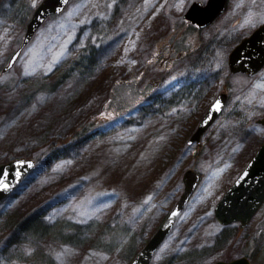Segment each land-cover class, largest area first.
Returning a JSON list of instances; mask_svg holds the SVG:
<instances>
[{
    "label": "rangeland",
    "instance_id": "374dc122",
    "mask_svg": "<svg viewBox=\"0 0 264 264\" xmlns=\"http://www.w3.org/2000/svg\"><path fill=\"white\" fill-rule=\"evenodd\" d=\"M41 1H0V165L35 161L0 202V264H130L178 201L188 169L200 181L150 264H264V203L245 227L223 226L213 213L264 139L256 123L264 67L257 78L228 77L222 113L200 147L187 146L193 134L176 121L163 126L159 98L139 93L143 82L116 83L139 74L157 39L163 45L183 27L192 0H71L2 72ZM235 3L241 13L246 0H229L223 20ZM255 5L262 25L264 0ZM228 33L230 50L237 36Z\"/></svg>",
    "mask_w": 264,
    "mask_h": 264
},
{
    "label": "flooded vegetation",
    "instance_id": "af4514ba",
    "mask_svg": "<svg viewBox=\"0 0 264 264\" xmlns=\"http://www.w3.org/2000/svg\"><path fill=\"white\" fill-rule=\"evenodd\" d=\"M174 1L169 0L173 4ZM207 1L192 0L190 5L194 3L203 5ZM164 2L165 0H155L154 4H164ZM228 2L229 0L226 2L225 11L228 8ZM256 2L257 0H246L247 5L243 6L241 13L236 9L239 5L237 6V3H235L228 19L223 20L225 13L219 14L211 23L202 28L184 18L187 9L182 15L181 23L183 27L177 33L174 32L169 42L161 45L159 40L165 38V36H162L157 39L152 46V50L148 45L151 51L146 60L141 62L142 71L134 76L119 79L116 87L132 88L139 81L143 82L146 90L139 91V93L143 100H146L149 96L159 98L161 104L157 114L163 126L166 127L176 121L179 125L182 124L180 128L183 131L191 135L194 134L201 119L220 94H226L224 107L226 106L230 94L224 82L228 80L229 76L257 78V74L262 70L248 76L242 73H232L229 67L231 51L261 25L255 24V18H257L255 12ZM250 26L252 28L248 32H241L242 27ZM228 32L237 36L230 50L226 49V44L229 41ZM152 78H155V81ZM261 82H264V76L258 80V85ZM220 83L224 85L213 94L212 86ZM208 94H211V97L213 96L215 99L206 102L204 96ZM109 96L114 97L115 93L111 92ZM103 105L98 113L99 117L106 111V106ZM202 107H204V111L201 114ZM196 112L199 113L201 118L196 121L193 130L184 128L183 123L187 125V118L190 116L195 118ZM212 126L213 124L205 131L204 135L208 133ZM179 131L181 130L179 129ZM191 138L190 136L189 140L186 141L187 146H201V139L200 144H198L196 142L190 143Z\"/></svg>",
    "mask_w": 264,
    "mask_h": 264
},
{
    "label": "water",
    "instance_id": "95a60500",
    "mask_svg": "<svg viewBox=\"0 0 264 264\" xmlns=\"http://www.w3.org/2000/svg\"><path fill=\"white\" fill-rule=\"evenodd\" d=\"M71 0H42L34 10L26 26L21 46L11 55L2 72L10 70L22 49L28 44L44 21L59 15ZM227 0H208L205 6L194 3L188 8L184 18L200 28L208 25L225 9ZM229 67L232 73L254 75L264 67V24L260 25L249 37L244 38L230 53ZM226 94H220L202 118L190 143L199 144L201 136L213 124L223 109ZM218 105V107H217ZM264 128V116L257 121ZM32 159L18 158L0 165V201L5 199L32 171ZM199 175L188 169L182 176L183 192L164 221L138 252L130 264H150L152 257L171 232L176 218L182 212L199 183ZM264 203V139L245 168L224 192L216 203L213 213L216 221L227 226L239 223L245 227ZM215 264H250L246 257L230 262L218 261Z\"/></svg>",
    "mask_w": 264,
    "mask_h": 264
},
{
    "label": "trees",
    "instance_id": "16d2710c",
    "mask_svg": "<svg viewBox=\"0 0 264 264\" xmlns=\"http://www.w3.org/2000/svg\"><path fill=\"white\" fill-rule=\"evenodd\" d=\"M89 120H86L82 126H80L79 129H81V131H83V129H85L87 127L86 123L88 122ZM78 129V130H79ZM258 231H261V234L262 236H264V220L260 223L259 227L257 228V232ZM254 238V237H253Z\"/></svg>",
    "mask_w": 264,
    "mask_h": 264
},
{
    "label": "snow or ice",
    "instance_id": "6c2138e0",
    "mask_svg": "<svg viewBox=\"0 0 264 264\" xmlns=\"http://www.w3.org/2000/svg\"><path fill=\"white\" fill-rule=\"evenodd\" d=\"M217 107H218V105H217Z\"/></svg>",
    "mask_w": 264,
    "mask_h": 264
}]
</instances>
